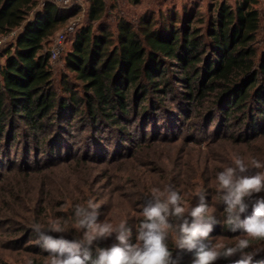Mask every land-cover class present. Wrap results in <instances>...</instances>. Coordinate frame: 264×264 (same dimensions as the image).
<instances>
[{
    "label": "trees",
    "instance_id": "1",
    "mask_svg": "<svg viewBox=\"0 0 264 264\" xmlns=\"http://www.w3.org/2000/svg\"><path fill=\"white\" fill-rule=\"evenodd\" d=\"M202 2L168 3L133 21L119 17L111 29L101 21L105 0H88L86 22L64 53L57 89L51 41L78 7L0 0V35L20 28L0 63V177L104 162L107 152L125 156L169 138L178 120H191L202 134L212 125L220 139L236 143L264 138V7L259 0ZM168 99L183 114L168 110L173 122L159 111ZM142 116L150 118L149 137L138 122ZM13 154L20 161H12ZM250 211L251 204L241 218ZM221 232L232 231L224 224ZM27 234L36 240L32 229Z\"/></svg>",
    "mask_w": 264,
    "mask_h": 264
},
{
    "label": "rangeland",
    "instance_id": "2",
    "mask_svg": "<svg viewBox=\"0 0 264 264\" xmlns=\"http://www.w3.org/2000/svg\"><path fill=\"white\" fill-rule=\"evenodd\" d=\"M181 1L105 0L101 21L114 29L119 17L133 21L147 10L162 7L164 10L166 4L178 6ZM207 1L209 0H203L202 3ZM227 1L233 3L234 0ZM57 4L75 5L79 9L78 15L60 27L51 41L52 45L54 37L58 33H63L62 48L56 57L50 58L52 80L58 89L65 68L64 53L71 47L76 30L86 22L88 0H72L67 4ZM259 4L264 7V0H259ZM19 29L0 35V63L4 61L2 52L14 40ZM163 103L165 106L159 111L166 113H161L164 120L170 118L167 121H172L175 113L182 114L179 111L180 107L171 99ZM168 110H173L174 114L170 112L168 114ZM138 120L146 127L144 132L149 137L152 133L150 118L142 116ZM189 122L180 125L178 120V124L172 126L173 132L169 138L148 141L134 153L128 152L122 156V152L116 154L107 152L105 154L108 155L107 160L104 162L79 161L73 165L59 164L50 169L29 172L28 175L18 171L5 172L0 177V264H31L33 259L50 264L49 253L44 255L41 254L43 252L39 253L35 236L27 234L32 229V224L40 223L48 227L52 219L60 218L66 229L61 234L80 239L82 232L76 229L73 208L77 204L86 207L89 199L99 206L97 209L99 222H110L114 227L126 222L128 227L132 226L131 242L135 243L136 226L143 219L141 214L143 206L150 199L152 189L159 188L163 198L168 185L181 194L186 209L200 203L197 194L202 191L206 203L210 206V214L214 215L216 220L220 219V223L213 225L206 241L211 245L234 246L243 233L221 232L226 206L220 200L216 175L225 167L234 166L233 161L236 157L243 158L250 168L253 160L264 164V138L236 143L229 139H220V136L213 133L212 125L206 134L196 133L191 120ZM19 158L18 154L12 155V161L15 163L20 161ZM256 171H264V167L250 169L246 174L252 175ZM254 196H264V191ZM251 214L252 211L247 216ZM100 243L101 246L110 247L119 242L113 234L110 238L95 241L93 245L100 247ZM167 243L173 247L174 257L177 254L181 256L180 264H193L194 255L182 254L172 241L168 240ZM251 243L254 246L264 244L262 241ZM258 257L261 260L257 261ZM238 258V255L227 259L220 258L214 264H233ZM252 264H264V251L254 257Z\"/></svg>",
    "mask_w": 264,
    "mask_h": 264
},
{
    "label": "clouds",
    "instance_id": "3",
    "mask_svg": "<svg viewBox=\"0 0 264 264\" xmlns=\"http://www.w3.org/2000/svg\"><path fill=\"white\" fill-rule=\"evenodd\" d=\"M233 164L219 171L216 180L220 200L226 206L223 223L230 231L243 233L234 246L205 243L217 220L210 214L203 192L197 194L200 203L186 209L181 194L171 185L165 189L163 198L159 188L152 189L150 199L143 206V219L136 226L135 243L131 242L132 229L126 222L115 227L110 222H99V206L91 199L86 207L77 204L73 208L76 229L82 232L80 239L51 235L66 231L62 220L56 218L48 227L32 224L35 242L49 253L50 264H180L181 256L174 257L169 249V238L177 249L194 254L193 264H214L220 258L234 255L239 258L233 264H252L254 257L264 251V244L254 246L251 243L264 242V196H254L264 191V171L252 175L246 173L253 168L260 169L264 164L253 160L250 168L241 157H236ZM249 204L251 216L241 219ZM113 234L119 243L103 248L96 246L93 257L94 242ZM250 248L252 250L248 251Z\"/></svg>",
    "mask_w": 264,
    "mask_h": 264
},
{
    "label": "built area",
    "instance_id": "4",
    "mask_svg": "<svg viewBox=\"0 0 264 264\" xmlns=\"http://www.w3.org/2000/svg\"><path fill=\"white\" fill-rule=\"evenodd\" d=\"M56 3H60V4H67L72 0H52ZM62 40H63V33H58L52 42L51 48H50V52H51V58H54L58 55L60 49L62 48Z\"/></svg>",
    "mask_w": 264,
    "mask_h": 264
}]
</instances>
